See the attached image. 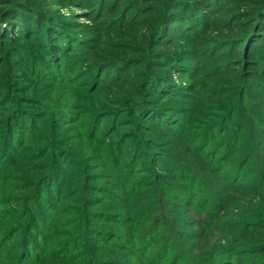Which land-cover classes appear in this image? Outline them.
Returning a JSON list of instances; mask_svg holds the SVG:
<instances>
[{"label":"rangeland","instance_id":"374dc122","mask_svg":"<svg viewBox=\"0 0 264 264\" xmlns=\"http://www.w3.org/2000/svg\"><path fill=\"white\" fill-rule=\"evenodd\" d=\"M19 1L20 6L14 5L8 10L10 5L0 0V15L13 17L25 7L37 9L36 12L41 10L42 19L35 35H24L16 29L23 23L25 26V22L29 26L30 18L22 19L23 22L19 19L20 24L16 21L10 28L3 24L8 33L0 35V208L14 209L25 218L28 214H37V221L42 214L54 217L57 222L69 220L72 215H66V211L71 198L76 196L74 184L79 175L85 185L82 190L89 194L90 201L104 199L102 193L93 196L99 191L98 186L121 191L115 174L120 173L124 179L126 172H131L128 167L119 168L116 159L120 150L127 157L133 154L134 160L140 158L139 172L148 168L172 174L161 165L170 162L167 150L173 145L176 149H170L171 153L177 155L178 150L186 147V139L167 133L165 126L162 125L163 129L150 119L154 115L162 118L184 111L183 119L177 116L169 125L175 126L174 130L176 126L184 128L191 124V130L186 131L189 135L193 129L198 133V129H207L232 113V119L213 124L215 127L204 136L212 138H199L208 144L207 150L217 148L228 132L240 129L239 114L252 125L249 127L252 132L259 134V127L264 128V21L258 25L254 37L242 41L254 25L251 20L254 13L264 9V0L208 3L207 0H184L188 5L179 2L173 7L184 11L186 16L175 15L177 19L178 15L182 18H172L175 21L158 35L155 32L168 0ZM210 3L212 8L205 9ZM192 9L194 16L190 15ZM31 20L33 24L35 19ZM45 20H48L46 25ZM50 32L55 36L53 41ZM63 39L79 42L77 46L84 51L70 56L72 53ZM66 64H70L69 74L63 71ZM61 114L64 120L56 117ZM19 124L28 129L22 139L15 142L10 136L11 140L4 143L8 132L17 130ZM228 126L230 129L225 132ZM257 138L262 142L258 150L264 153V137L255 135L254 139ZM178 156L191 162L190 153ZM56 169L61 171L62 190L50 186L53 188L50 195L47 189L43 192L48 197L34 200L36 213L26 209L35 188L26 183L32 179L22 178L21 172L48 175ZM251 169L252 165L243 175L237 174L235 182L245 189L244 195L248 193L246 200L251 207L264 211V195H259L264 187L253 183ZM144 174L130 177L134 180ZM210 174L215 175L213 171ZM130 177L127 175L126 179ZM171 184L177 185L179 181ZM247 184L253 186L246 188ZM16 186L24 189L17 190ZM230 192L236 200L243 196V192L232 189ZM256 195L258 204L252 203ZM48 205L58 208L53 210ZM180 206L185 210L180 217L193 224L198 215L188 209L187 203ZM220 221L200 227L186 225V230L195 235L189 242L205 243L222 236L216 230ZM263 223L252 228L251 233L225 234L227 238L232 233L244 234L248 244L260 245L231 255L229 263L221 262L223 255L218 254L216 264H264ZM50 225L57 228L54 221ZM235 243L242 242L235 240ZM78 248H82L81 244ZM111 255L113 259L124 258L122 261L128 264H138L137 260L125 259L123 253L114 251Z\"/></svg>","mask_w":264,"mask_h":264},{"label":"trees","instance_id":"16d2710c","mask_svg":"<svg viewBox=\"0 0 264 264\" xmlns=\"http://www.w3.org/2000/svg\"><path fill=\"white\" fill-rule=\"evenodd\" d=\"M183 1L168 0L166 2V8L162 11L161 24L155 35L161 33L170 22L175 21L177 19L174 17L175 15H185L184 11L179 8V10H175L173 7L174 5L177 7L179 2L188 5ZM212 1L215 2V0H207L206 3ZM5 2L8 6L10 5L8 10L13 9L14 5L20 6L19 0H5ZM29 7L31 8V6ZM204 7L211 9L212 4H207ZM193 10L190 12L192 13L191 16L195 14ZM36 11L38 10L23 7L16 11L18 12L16 16H6V18H3V13L0 15V35H2L1 33H8L7 29L11 25L14 26L16 21L20 24L19 19L23 22L22 19L26 21L29 18V26L25 22V26L23 23V26L21 24L16 29L21 30L24 35L28 33L35 35L37 24L42 19L41 10ZM254 14L251 19L254 25L243 35L242 41L254 37L258 25L262 20L264 21V9ZM179 15L177 20L182 18ZM166 17L167 22H165ZM32 18L35 19V21L33 20L34 25ZM47 22L48 20L44 24L46 25ZM3 24H8V28ZM49 34H51V39L50 37L48 39L53 41L55 37L53 32ZM64 43H67V49L72 53L70 56H76L84 51L77 46L79 42H70L66 39ZM69 66L70 64H66L65 69H63L64 73L69 74L71 72L68 71L71 69ZM231 114L229 113L225 118L222 117L221 120L213 122L207 129H198V133L193 129L189 135L186 131L191 130V124L184 128L176 126L177 128L174 130L173 127L175 126L169 125L177 116L183 119L184 111L178 112V114H174V112L163 114L162 118L156 115L151 116L150 119L155 124L165 126L167 133L186 139V147L178 150L177 155L171 153L170 149H176L173 145L167 150L166 155L170 162H165L161 166L171 170L172 174L157 173L147 168L145 171H141L142 173L145 172L144 175L132 180L131 177L141 173L139 172L141 170L140 158L134 160L133 154L131 157H127L123 150H120L117 159L115 157L119 161V168L128 167V171L131 172H126L124 179L120 173L115 174L121 191L114 190L113 187L98 186L99 191L95 192L93 196L97 197L96 193H102L104 199L90 201L89 194H85V191L82 190L85 185H83L79 175L78 179L75 180L77 183L74 184L76 196L71 198L72 200L69 202L71 204H68L66 211V215H72L69 220L66 218L64 222H57L54 217L43 216L42 214L37 221L35 218L37 214L33 216L28 214L25 218L20 216L17 211H13L14 209L0 208V264H128L122 261L124 258H120L121 260L113 259L111 253L114 251L123 253L128 261L137 260L138 264H216L218 254L223 255L224 259L221 262L229 263L231 255L254 249L260 244L250 245L243 236L245 233L253 232L252 228H256L257 224L264 222V211L251 207V204L246 200L248 193L244 195L245 189L242 186H237L235 181L237 174L243 175L252 165L249 174L253 171V183L257 187H264V153L258 150L262 142H259L261 141L259 138L254 139L255 135L264 137V128L259 127V134L252 132L249 128L252 125L249 126L245 122L244 116L239 114V118H241L240 129L235 133H225V139L217 148L207 150L208 144H204V140L199 141L200 137L203 139L212 138L204 136L209 133L210 128L215 127L213 124L228 122L232 119ZM56 117L64 120L63 114ZM229 129L228 126L224 130L226 132ZM27 130L26 126L19 124L17 130L13 129L8 132L9 136L4 140V143L10 139V136L12 141L17 142L16 140L24 135ZM173 141L175 142L174 139ZM210 141L211 139L207 140V143ZM177 144L175 143V145ZM186 153L192 155L188 156L191 162L179 158L178 155H185ZM1 155L4 156L5 154ZM216 156L219 157L217 158L218 161ZM215 159L219 162L218 166ZM231 161L233 165H231ZM133 166L134 168H132ZM211 171L215 175L210 174ZM23 172H21V177L32 179L33 181L29 180L26 183L35 188L31 192L33 194L30 193L25 207L26 209L31 208V212L36 213L38 210L34 205L35 199L41 200L43 197H48V193L43 194L46 189L50 191L49 195L55 186L58 190L61 189V171L56 169L48 175H25ZM127 175L131 177L126 179ZM174 180L179 181V184H171ZM66 181L63 185L66 184ZM250 186L253 185L247 184L246 188ZM15 189L24 188H20V186L17 188L16 186ZM230 189L243 192V196L236 200ZM259 195H264V192ZM257 198L259 197L256 195L252 203L258 204ZM45 202L47 203V199ZM174 203L177 205L176 207L171 206ZM186 203L188 209L198 215L197 218L199 217L198 219L195 218L194 225L199 227L213 225L221 219L222 221L219 222L216 230L222 236L215 240L208 239L205 243L198 241L196 244H191L189 240L195 235L190 234L185 227L193 224H190L186 218L180 217V213L185 211L180 208V205ZM48 206L53 210L58 208V206ZM92 206L94 208H90ZM23 207L20 206L21 210ZM23 212L24 210L21 213ZM50 218L52 219L51 222L54 221V224L57 225V228L50 225ZM205 220L208 222L207 224L202 223ZM236 231L244 233L243 236L232 233L231 238L224 237L225 234L228 236L231 232ZM18 233H20L19 236H17ZM235 240H240L242 243L236 244ZM226 241H232L233 244L224 245L223 243ZM78 244H81L82 248H78ZM261 244L264 245V243Z\"/></svg>","mask_w":264,"mask_h":264}]
</instances>
